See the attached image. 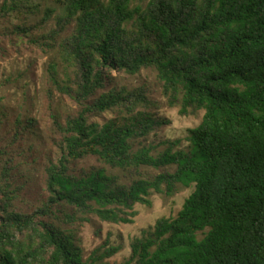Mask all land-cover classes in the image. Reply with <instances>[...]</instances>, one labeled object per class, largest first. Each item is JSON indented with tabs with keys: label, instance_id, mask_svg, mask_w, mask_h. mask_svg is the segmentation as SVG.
I'll use <instances>...</instances> for the list:
<instances>
[{
	"label": "trees",
	"instance_id": "1",
	"mask_svg": "<svg viewBox=\"0 0 264 264\" xmlns=\"http://www.w3.org/2000/svg\"><path fill=\"white\" fill-rule=\"evenodd\" d=\"M56 1L64 11L38 34V23L4 27L13 14L37 12V0H0V56L6 40L56 49L73 76L62 78L52 60L50 81L79 106L63 122L55 117L62 151L45 167L47 197L32 212L15 207L14 157L0 148V264H111L122 244L108 236L84 258L65 225L92 215L133 223L136 204L151 206L154 192L172 195L179 184L194 190L178 215L135 237L121 264H264V0ZM143 69L156 72L181 115L204 111L186 145L144 144L168 120L145 87L112 85L114 71ZM4 98L0 127L8 117ZM110 110L118 115L89 121ZM36 124L18 113L13 141ZM88 157L101 164L76 173L73 162Z\"/></svg>",
	"mask_w": 264,
	"mask_h": 264
},
{
	"label": "rangeland",
	"instance_id": "2",
	"mask_svg": "<svg viewBox=\"0 0 264 264\" xmlns=\"http://www.w3.org/2000/svg\"><path fill=\"white\" fill-rule=\"evenodd\" d=\"M37 2L39 3L37 12L24 17L13 14L6 20L4 27H12L19 23H38L40 28L35 31L36 33L49 32L55 27L57 15L64 10L56 0H37ZM48 7L54 10L50 19L44 22L42 18ZM17 42L18 44L14 40H6L3 43L4 53L0 56V81L4 84L0 94L5 97L1 106L8 114L6 124L0 127V148L9 151L5 158L14 157L10 182L13 184L11 189H14L18 196L14 201L15 207L23 212H32L41 206L47 197L45 167L51 159L56 161L62 151V135L55 126V117H59V121L63 122L67 115L76 114L79 106L50 81L47 66L52 60L59 62L58 69L62 78H66L68 73L73 76L72 67L66 68L56 49L42 48L27 39ZM112 74L114 76L112 85L127 86L131 89L145 87L149 92L148 97L156 104L155 106H158L160 115L168 120L167 125L152 132L144 144L154 145L159 150L166 147L163 144L166 140L182 139V145L187 144L188 130L201 122L203 110L196 114L181 115L179 107L167 103V97L162 91L156 72L152 69H143L137 75L115 71ZM7 77L10 79L9 82H6ZM18 113L24 118L34 117L37 124L25 131L21 139L15 142L12 139V129ZM117 115L116 111L110 110L91 115L89 121L102 124ZM152 153L155 154L156 151ZM100 164L96 157H88L74 161L72 169L79 173L81 170L91 169ZM175 168L171 166L168 170L174 171ZM157 171L152 169V172ZM193 190V184L189 187L179 184L177 191L172 195L154 192L151 196V206L140 203L135 205L134 210L137 215L133 223L115 224L102 221L92 215L90 221H78L65 226L74 229L84 258L92 254L91 252L108 236L113 243L122 244L123 249L110 259L111 264H121L131 254V241L141 236L144 230L153 227L159 218L176 217Z\"/></svg>",
	"mask_w": 264,
	"mask_h": 264
}]
</instances>
